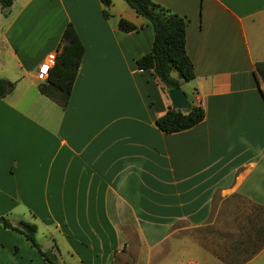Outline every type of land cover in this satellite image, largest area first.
<instances>
[{"label":"crops","instance_id":"1","mask_svg":"<svg viewBox=\"0 0 264 264\" xmlns=\"http://www.w3.org/2000/svg\"><path fill=\"white\" fill-rule=\"evenodd\" d=\"M150 1L186 23L188 89L204 119L179 133L155 126L171 103L135 64L153 29L123 0H111L110 18L99 0H12L0 10V78L15 82L0 99V218L35 225L58 264H264V221L242 211L264 210V86L255 73L264 0ZM120 19L139 29L122 32ZM68 23L83 56L61 108L39 92L37 69ZM215 199L237 203L224 220L244 224L246 242L234 251L243 261L223 262L216 245L176 232L215 221ZM0 264L48 263L0 224Z\"/></svg>","mask_w":264,"mask_h":264},{"label":"trees","instance_id":"2","mask_svg":"<svg viewBox=\"0 0 264 264\" xmlns=\"http://www.w3.org/2000/svg\"><path fill=\"white\" fill-rule=\"evenodd\" d=\"M137 15L147 20L153 29L151 50L136 60L139 70H151L159 84L169 92L180 87V81L189 82L194 79L193 65L185 50V20L150 0H123ZM105 18L112 17L111 0H99ZM12 5V0H0V10L5 13ZM118 28L129 33L139 29L128 21L120 19ZM83 45L71 25L68 23L61 35L55 63L49 70L46 81L38 86L39 92L55 102L61 108L68 104L73 82L75 80L81 58ZM177 74V78L173 77ZM257 78L264 86V63L255 64ZM15 88V82L0 78V99L9 95ZM184 110L169 107L165 114L155 120V126L164 134H174L189 130L204 119L202 107L186 100ZM5 229L22 235L48 263L58 264L56 256L50 251H43L36 240V227L33 224L19 221L12 225L3 219L0 223Z\"/></svg>","mask_w":264,"mask_h":264},{"label":"rangeland","instance_id":"3","mask_svg":"<svg viewBox=\"0 0 264 264\" xmlns=\"http://www.w3.org/2000/svg\"><path fill=\"white\" fill-rule=\"evenodd\" d=\"M173 75L177 78V74L173 73ZM182 82V81H180ZM185 85V90H186V94L188 97V101L191 103V96H192V89H188L189 85H190V81L189 82H182ZM234 200V199H233ZM237 204L235 201L226 199V200H221V199H215L213 202V208H212V215L216 216L217 219H219V221L215 218V221L212 220L209 221V223L204 224L203 226L199 227V228H190L188 225H178L177 226V231L181 236H184L185 234H187V236L189 238H197L194 239V243H198V244H203L205 249H212L213 245H216V254L220 257V259L223 262H228L229 259H231L233 262L238 263V261H243V255H239L237 257V254L234 255V251L235 250H239V248H243V244L246 242L243 238V233H244V224H229L226 222L227 216H229L231 213V211L233 210L232 205ZM20 208L17 207L14 209L13 213H17L19 212ZM242 211H251V213L254 215L256 214L257 220L260 222L261 219L262 221H264V210L258 208V207H249L246 208ZM252 215V216H253ZM222 220H224L222 222ZM213 221V222H212ZM259 222L255 225V228L260 227ZM254 227V225H253ZM213 234V235H212ZM215 239L219 238V240H214V235ZM229 234L234 235H238L239 234V239H228ZM40 236V232L36 233V237ZM234 244V246H233ZM212 246V247H211ZM235 246H237V248H235ZM229 247H231V251L229 249ZM242 253V250L240 251ZM188 258H193L192 260L195 259H200L199 256H193V255H189ZM201 264L207 263L209 264V261H205L202 262L200 261ZM213 264V263H210Z\"/></svg>","mask_w":264,"mask_h":264},{"label":"water","instance_id":"4","mask_svg":"<svg viewBox=\"0 0 264 264\" xmlns=\"http://www.w3.org/2000/svg\"><path fill=\"white\" fill-rule=\"evenodd\" d=\"M167 97L171 103V107L176 110H184L187 107L186 95L180 87L167 92ZM3 219L0 218V222Z\"/></svg>","mask_w":264,"mask_h":264},{"label":"built area","instance_id":"5","mask_svg":"<svg viewBox=\"0 0 264 264\" xmlns=\"http://www.w3.org/2000/svg\"><path fill=\"white\" fill-rule=\"evenodd\" d=\"M56 55H57V52L49 54L46 57L44 63L38 66V69H37V80L38 81H42V82L46 81L48 74H49V70L55 63Z\"/></svg>","mask_w":264,"mask_h":264}]
</instances>
